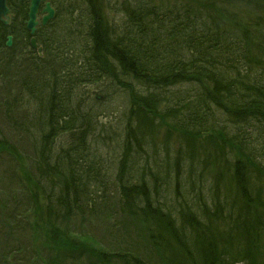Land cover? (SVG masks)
<instances>
[{"label": "trees", "instance_id": "1", "mask_svg": "<svg viewBox=\"0 0 264 264\" xmlns=\"http://www.w3.org/2000/svg\"><path fill=\"white\" fill-rule=\"evenodd\" d=\"M63 1L35 34L43 57L27 53L29 0H10L15 22L0 36L1 106L18 110V91L39 113L13 121L27 147L0 133V153L28 168L0 192V264L27 220L50 264L83 253L64 224L106 198L148 225L160 264H263L264 0ZM98 83L122 97L119 115L88 89Z\"/></svg>", "mask_w": 264, "mask_h": 264}, {"label": "rangeland", "instance_id": "2", "mask_svg": "<svg viewBox=\"0 0 264 264\" xmlns=\"http://www.w3.org/2000/svg\"><path fill=\"white\" fill-rule=\"evenodd\" d=\"M57 4L56 7H59V11H66L70 5L64 3L63 0H55ZM16 41V40H15ZM100 85L99 83L94 86L88 87L92 93H95L94 97L97 99V95H101L104 98V94L101 92V89L97 88ZM97 88V89H96ZM115 90V89H114ZM183 97H186V93H189V86L181 88ZM15 95V103H21L22 105L18 110H11L8 107H2L0 102V133L11 139L12 144L18 146H26L29 144V138L25 132H19L15 129L13 121L15 119L19 120L22 124L23 122H30L35 118L39 113L35 112L38 107V98L34 96L33 100L30 95L21 94L18 91L13 92ZM11 93L10 96L13 95ZM2 91L0 93V98L2 96ZM26 97V98H25ZM106 101V106L110 104L112 110L120 111L119 108L124 104L122 97L119 95L104 98ZM221 114H223L221 112ZM119 115V113H118ZM19 118V119H18ZM113 116L108 118H101V121L104 123H109V120ZM22 120V122H21ZM225 120V119H223ZM24 126V125H23ZM168 125H164L161 129L163 134ZM23 130V128H22ZM205 135L204 137H206ZM203 144L207 143V140L202 142ZM175 149L177 146L175 145ZM206 149V148H205ZM3 154L0 153V192L4 190L9 194L13 191H17L18 186L16 187L17 174L22 172L27 168V165L19 164L17 157H13L9 154L6 149H3ZM22 153V152H20ZM26 161V159L24 158ZM201 170V167H199ZM24 176V175H23ZM5 178V179H4ZM5 180V181H4ZM11 180H14V188H12ZM103 201V202H102ZM102 205L98 207L95 211V214L91 217H76L68 221L67 226L64 224V228H68V231L71 233V238L74 241H82L84 243L83 249L72 250L66 253L62 250L63 260L56 262L57 264H104L107 260L106 257H109L111 264H127L128 258L125 257L128 254L130 256H141L143 260H147L150 264H160L161 256L157 254L155 248L150 245L149 241L144 238L148 234V225L143 221L136 219H129L127 217H122L114 213L115 207L112 206L114 200L109 198L102 199ZM101 204V203H100ZM26 210L27 207L23 204L20 209ZM30 220V218H28ZM1 232V229H0ZM13 242L14 244H19L20 251L17 252V245L15 244L12 247V256H9L8 263L12 264L14 260L15 264H50L53 252H46L43 249L41 243L35 245L34 247L29 244V222L17 228L16 231H13ZM82 234L87 235L84 237ZM89 237V238H88ZM28 246L30 248L28 249ZM264 253V251L262 250ZM115 253L119 254L116 258L113 257ZM115 258V259H114ZM244 264V260L240 262Z\"/></svg>", "mask_w": 264, "mask_h": 264}, {"label": "water", "instance_id": "3", "mask_svg": "<svg viewBox=\"0 0 264 264\" xmlns=\"http://www.w3.org/2000/svg\"><path fill=\"white\" fill-rule=\"evenodd\" d=\"M46 2L47 0H31L30 2V8H29V14H28V21H27V27L28 29H30L31 34H34L36 32L37 29V25H38V12H39V8H40V3L41 2ZM46 8L44 9V13H47V15H45V17L43 18V23H47L48 21H50V19H52L55 15V11L54 9L51 7V5L49 3H46ZM11 13L12 10L10 7H8V0H0V21H2L4 24H7L10 22L11 20ZM9 41L7 43V45H11L12 44V39L9 36L8 37ZM32 45L34 47H36V41L35 39L32 40Z\"/></svg>", "mask_w": 264, "mask_h": 264}, {"label": "flooded vegetation", "instance_id": "4", "mask_svg": "<svg viewBox=\"0 0 264 264\" xmlns=\"http://www.w3.org/2000/svg\"><path fill=\"white\" fill-rule=\"evenodd\" d=\"M57 10L58 9H56V14H57ZM55 14V15H56ZM57 16V15H56ZM15 22V18L13 17V15H12V20H11V24H8V25H13V23ZM4 27H8V26H5V25H3L2 23H0V32L2 33V28H4ZM28 50H27V53L28 54H34V50L33 49H31V48H27ZM2 83L0 82V93H1V91L3 92V89H2ZM5 92V91H4Z\"/></svg>", "mask_w": 264, "mask_h": 264}]
</instances>
